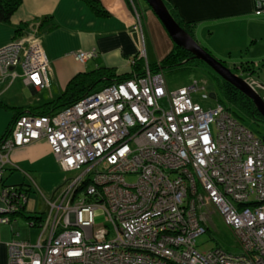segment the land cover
I'll list each match as a JSON object with an SVG mask.
<instances>
[{"label":"built area","instance_id":"built-area-1","mask_svg":"<svg viewBox=\"0 0 264 264\" xmlns=\"http://www.w3.org/2000/svg\"><path fill=\"white\" fill-rule=\"evenodd\" d=\"M255 13L264 14V0H255ZM41 37L33 28L0 47V82L49 85ZM85 52L76 59L97 56ZM146 73L12 123L0 141V180L14 148L41 139L69 175L41 193L45 203L34 213H44L30 221L40 228L37 241L11 240L9 264H264L263 138L217 96L203 107L195 94H211L199 79L171 89L162 73ZM29 179L28 194L3 187L0 224L39 189ZM213 207L236 232L235 251L197 249Z\"/></svg>","mask_w":264,"mask_h":264},{"label":"crops","instance_id":"crops-1","mask_svg":"<svg viewBox=\"0 0 264 264\" xmlns=\"http://www.w3.org/2000/svg\"><path fill=\"white\" fill-rule=\"evenodd\" d=\"M109 1L111 3H106V0L104 3L110 14L98 16L83 0H23L11 23H0V47L14 36L36 27L41 32L50 60L48 87L36 89L26 85L22 78L0 82V141L19 110L28 112L34 106L58 98L79 72L107 66L118 74L130 73L136 58H144L146 63L158 62L167 54L168 48L171 49L172 39L168 42L170 36L160 20L150 17L148 22L140 20L130 0ZM167 1L176 6L183 18L197 22L196 28L202 23L207 25L208 32L204 34L207 44H212L211 37L215 32L221 35L228 32L232 19L260 17L255 14V0ZM147 44H155L157 50L159 46L162 49L165 46V49L151 56ZM91 49H96L98 55L85 63L73 55L78 50ZM24 87L32 92L31 96L22 91ZM9 159L0 180V193L5 185L27 184L29 177L45 192L51 193L64 179L63 171L45 139L14 148ZM37 194L32 192L28 206L23 208L27 213L43 205ZM5 206L4 201L2 207ZM11 223L0 224V264H8L7 245L12 238H17Z\"/></svg>","mask_w":264,"mask_h":264},{"label":"rangeland","instance_id":"rangeland-1","mask_svg":"<svg viewBox=\"0 0 264 264\" xmlns=\"http://www.w3.org/2000/svg\"><path fill=\"white\" fill-rule=\"evenodd\" d=\"M106 1H107L106 3H111L109 0ZM130 1H132L131 4L133 8H135L136 12L139 14L140 20H146L148 22L150 17L151 19L154 18L155 20L159 21L158 17L156 16V14L153 12L151 7L148 5V3L145 0H130ZM139 2L141 3V5H139ZM160 24L164 28L161 22ZM165 32L167 34V31ZM207 32H208V27L206 24L203 25L202 23L196 28L195 37L196 40L200 43V45L205 48H208L215 57H217L223 63H225L226 66H228L236 74L239 75L241 73L242 74L245 73L244 74L245 76L249 74V77L253 81H255V83L252 82V84H254L255 88H257L260 94L264 97V15H261L260 17L252 18L250 20L248 18L232 19L231 26L228 32H224L222 34L223 36L219 32H215L212 35L211 37L212 44H207V41L205 40L204 34H206ZM17 37L14 36L10 41L16 39ZM169 38L168 39L166 38L168 42H170L171 40V38L170 39ZM171 41L172 44H169L171 49L168 48L169 49L168 52H170L174 48L173 46L175 43L173 42V40ZM162 47L165 49V46ZM146 48L148 51L151 52V56L155 55V53L162 52V50H164L161 48V46H159L157 50L155 44H147ZM84 51L86 52L95 51V54L98 55V51L96 49L78 50L74 52L73 55L75 56L76 53L84 52ZM186 52L191 53L188 50H186ZM95 57H92L91 59H94ZM189 59H195V58H193L191 54ZM86 61L87 59H85L84 62L81 61L80 62L85 63ZM135 61L136 60H134V63ZM195 63L196 62L193 63V65L195 66H191L189 69H183V68L179 70L164 69V70H156V71H153L150 68L149 69L151 72H155L159 74L162 73L166 77L171 89H175L183 85H187L192 79L197 78L205 85L207 92L209 94H214L217 97L218 96L221 97L222 93L219 88V83H218L219 79L216 77V75H214L213 69L209 67L206 63H201L199 65ZM146 74L147 73L145 70L144 74L142 75L144 76ZM48 86L49 85H47L46 87ZM22 91L26 93L27 96L32 95V92L28 90L27 87H24ZM208 97L211 98L207 99L201 97L199 93L195 94L196 100L200 102L202 106L204 107L215 106L216 98L212 97L211 95H208ZM243 119L245 121V124L250 129H252L256 135L264 136L263 121H260V123H256L247 117ZM251 154H259L257 152V147H255V150L252 151ZM63 175L64 177H66L69 175V173L63 172ZM127 179L129 181H132L134 177L128 176ZM62 184L63 181L56 187V189ZM38 186L39 189L36 190V193H38L39 195L38 194L37 195L41 197L40 203L44 204L45 199L41 193L45 191L42 189V187L39 184ZM48 194L50 193L48 192ZM3 204L4 201L0 196V206L2 207ZM212 209L214 211L213 215L209 216L211 220L207 222L205 227L207 229V232L197 238V249L200 251H207L214 247L222 246L230 251H235V249H237L234 248L235 237H236V235L234 234L235 231L233 230L232 232L230 226L228 225V222L225 219V216L219 213L218 208L213 207ZM12 223H13L12 228L14 227L13 228L14 232H17L16 235L17 239H25V240H30L32 242L37 241L40 228L32 227L29 220H27L24 216L16 215L15 219L13 218ZM13 239L14 238H12L11 240ZM8 254H9V248H8ZM9 262L10 260L8 255V264Z\"/></svg>","mask_w":264,"mask_h":264},{"label":"trees","instance_id":"trees-1","mask_svg":"<svg viewBox=\"0 0 264 264\" xmlns=\"http://www.w3.org/2000/svg\"><path fill=\"white\" fill-rule=\"evenodd\" d=\"M22 1L23 0H0V23L10 24L14 13L18 10L20 5L22 4ZM83 1H85L87 5L92 9V11L98 16H107L110 14L106 5L104 4V0H83ZM165 2L171 14L180 24V26L183 29H185L187 32H189L194 38H196L195 28L197 22L186 20L179 13L176 6L172 5L167 0H165ZM261 15L264 14H260L257 16H261ZM38 32L41 34L39 29ZM173 47L174 48L158 62L146 63L144 58H139V59L136 58L135 64L133 65V69L130 73L118 74L115 69L107 66H99L91 70L79 72L69 81L65 90L63 91V93H61V95L58 98L46 101L39 106H34L32 107V109H29L28 112L19 110L17 114L14 116L12 123H14V121L19 116L24 115L26 113H31L34 115H52L53 113L59 111L61 108L67 107L77 102L90 91L111 85L115 82L130 79L135 75L144 74L147 65L151 70L156 71V70H164V69H169V70H179L182 68L189 69L191 66H195L193 65L194 62H196L195 64L197 65L204 63L201 60L189 59L191 53L186 52V50H184L182 47L176 44H174ZM205 49L209 53H211V51L208 48ZM19 72L22 73V70L21 71L19 70ZM214 75H216V77L219 79L218 83L222 96L221 97L218 96V99L221 103H223L228 109H230L244 123L245 121L243 118L245 117L253 120L256 123H260V121H263L264 123L263 116L256 109L255 104L250 98H248L246 95H244L241 91H239L237 88L232 86L230 83L226 82L224 79L219 77L215 72ZM13 109H17V108H13ZM8 131L3 136L2 139H4L7 136ZM256 136H260L264 140V136L261 135H256ZM19 188L22 189V191H25L27 194L32 191L31 187H25L24 185L19 186ZM39 213L40 216L42 217L44 211H40ZM16 215L24 216L27 220H29V222L34 218L35 219L41 218L40 216L35 215L34 212L27 213V210L25 211V209L24 210L21 209L19 211L14 212L12 217L15 218Z\"/></svg>","mask_w":264,"mask_h":264},{"label":"water","instance_id":"water-1","mask_svg":"<svg viewBox=\"0 0 264 264\" xmlns=\"http://www.w3.org/2000/svg\"><path fill=\"white\" fill-rule=\"evenodd\" d=\"M156 14L173 42L191 52L193 58L200 59L226 82L241 91L255 104L256 109L264 118V97L257 88L247 79L233 72L220 59L209 53L189 32L183 29L171 14L165 0H145ZM212 97H216L211 94ZM2 179V178H1ZM6 187H19L23 185H5ZM30 187V183L24 185Z\"/></svg>","mask_w":264,"mask_h":264},{"label":"bare ground","instance_id":"bare-ground-1","mask_svg":"<svg viewBox=\"0 0 264 264\" xmlns=\"http://www.w3.org/2000/svg\"><path fill=\"white\" fill-rule=\"evenodd\" d=\"M204 107V106H203Z\"/></svg>","mask_w":264,"mask_h":264}]
</instances>
